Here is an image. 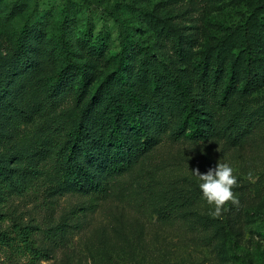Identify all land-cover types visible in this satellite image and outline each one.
Wrapping results in <instances>:
<instances>
[{
    "label": "rangeland",
    "instance_id": "rangeland-1",
    "mask_svg": "<svg viewBox=\"0 0 264 264\" xmlns=\"http://www.w3.org/2000/svg\"><path fill=\"white\" fill-rule=\"evenodd\" d=\"M0 167L35 264H264V0H0Z\"/></svg>",
    "mask_w": 264,
    "mask_h": 264
},
{
    "label": "trees",
    "instance_id": "trees-1",
    "mask_svg": "<svg viewBox=\"0 0 264 264\" xmlns=\"http://www.w3.org/2000/svg\"><path fill=\"white\" fill-rule=\"evenodd\" d=\"M179 90V96L185 103L186 108L188 109L189 118L196 125L197 115L195 112L193 99L188 93L186 86L182 83L176 84ZM137 109V108H135ZM134 113H136L133 110ZM122 117L123 121H128L129 123H134L136 127L141 131L143 135H146V131L140 126L138 120L132 119L130 116L123 117L121 113L117 112L115 116L112 117L114 129L112 134V142L118 149H123L124 145V136L121 130L122 123L119 122V118ZM185 129V124H183L177 134H181ZM81 133V128L78 127L75 134L78 137ZM205 134L203 129H200L197 125L195 126L194 132L191 134L194 138H201ZM0 173H2V168L0 167ZM74 179H77V176L74 175ZM87 179L90 180V175L87 176ZM4 214H0V251L4 253L6 260H14L25 258L28 260L29 264H35L41 257L42 252L37 248L36 242L33 239L32 229L23 226L17 222H12L9 226L4 227L7 219H4ZM3 261H0L2 264Z\"/></svg>",
    "mask_w": 264,
    "mask_h": 264
},
{
    "label": "clouds",
    "instance_id": "clouds-1",
    "mask_svg": "<svg viewBox=\"0 0 264 264\" xmlns=\"http://www.w3.org/2000/svg\"><path fill=\"white\" fill-rule=\"evenodd\" d=\"M234 169L226 162H219L206 173L193 169L191 173L198 179L202 198L214 208L213 214L219 215L226 202H236L233 187L237 184Z\"/></svg>",
    "mask_w": 264,
    "mask_h": 264
}]
</instances>
